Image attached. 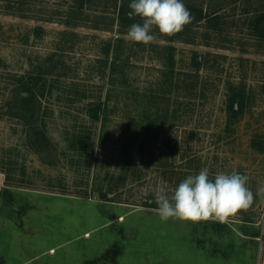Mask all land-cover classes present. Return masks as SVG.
Listing matches in <instances>:
<instances>
[{
	"label": "rangeland",
	"instance_id": "1",
	"mask_svg": "<svg viewBox=\"0 0 264 264\" xmlns=\"http://www.w3.org/2000/svg\"><path fill=\"white\" fill-rule=\"evenodd\" d=\"M183 2L209 19L144 45L122 0H0V264L264 259V198L227 223L154 211L157 186L204 167L264 185V38L250 26L264 0Z\"/></svg>",
	"mask_w": 264,
	"mask_h": 264
},
{
	"label": "clouds",
	"instance_id": "2",
	"mask_svg": "<svg viewBox=\"0 0 264 264\" xmlns=\"http://www.w3.org/2000/svg\"><path fill=\"white\" fill-rule=\"evenodd\" d=\"M129 17H139L142 23H133L127 38L134 43L150 45L161 36H173L193 20L183 0H130ZM155 30V31H154ZM248 176L235 171L219 172L209 178V169L202 168L198 174L189 175L168 194L164 185L154 192V211L162 222L169 219L199 222L217 220L227 223L240 210L250 208L256 196L264 198V185L256 193L248 187Z\"/></svg>",
	"mask_w": 264,
	"mask_h": 264
},
{
	"label": "trees",
	"instance_id": "3",
	"mask_svg": "<svg viewBox=\"0 0 264 264\" xmlns=\"http://www.w3.org/2000/svg\"><path fill=\"white\" fill-rule=\"evenodd\" d=\"M83 3V0H80ZM130 0H122L121 5L118 8V16L119 20L122 24H130L134 22H138L140 20L139 17H129L127 15L128 12L131 11L129 8ZM187 9L191 12L193 16L192 22H201L203 20L209 19V15L205 12L204 8L197 7L195 5L185 4ZM210 25L212 27H216V24L209 20ZM250 26L253 31H255L256 35L264 38V10L256 12L250 18ZM181 33V32H179ZM198 62V61H197ZM28 96H22L23 103L26 105H30V103L35 99V94L32 92V89L28 86L26 89ZM246 93L242 90H234L233 94L230 97V102L228 103V110L231 113V117L236 118L243 111L246 105ZM93 118L97 119L99 115L102 113L101 107L92 108L90 110Z\"/></svg>",
	"mask_w": 264,
	"mask_h": 264
},
{
	"label": "crops",
	"instance_id": "4",
	"mask_svg": "<svg viewBox=\"0 0 264 264\" xmlns=\"http://www.w3.org/2000/svg\"><path fill=\"white\" fill-rule=\"evenodd\" d=\"M4 183H5V176L0 173V209H1V202H2V193H3V187H4ZM54 248H51L50 250H52ZM36 257L30 258L27 261L23 262V263H19V264H30L33 262V260ZM1 264H6V261L2 260ZM258 264H264V259H262Z\"/></svg>",
	"mask_w": 264,
	"mask_h": 264
}]
</instances>
